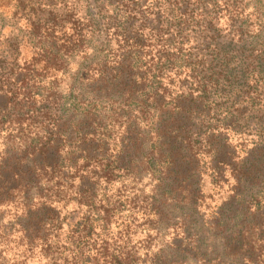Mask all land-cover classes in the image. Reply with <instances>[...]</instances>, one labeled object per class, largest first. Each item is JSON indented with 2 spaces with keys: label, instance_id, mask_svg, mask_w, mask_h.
I'll return each mask as SVG.
<instances>
[{
  "label": "trees",
  "instance_id": "1",
  "mask_svg": "<svg viewBox=\"0 0 264 264\" xmlns=\"http://www.w3.org/2000/svg\"><path fill=\"white\" fill-rule=\"evenodd\" d=\"M239 2L150 0L141 9L147 1L110 0L115 16L111 28L102 29L107 5L93 0L97 6L89 15L98 29L60 38L66 56L79 50L84 56L86 44L96 43L92 55L83 57L92 74L80 81L78 72L66 94L43 82L35 65L14 63L19 52L10 41L0 43V137H11L7 131L13 127L21 140L2 163H14L3 176L9 184L5 196L16 191L28 206L27 193L48 171L78 183L69 199L76 209L62 218L47 201L40 203L50 233L42 247L49 264H181L187 256L201 263L264 264V88L257 91L264 83V60L247 62L219 32L222 12L228 29H242L228 15ZM53 33L49 30L47 39H54ZM191 38L195 44L184 48ZM36 57L44 71L64 70L41 49ZM253 73L257 84L250 80ZM117 89L123 95L113 97L110 92ZM139 154L164 201L175 208V192L185 191L191 215L203 199V177L215 187L228 181L226 173L233 178L226 203L206 215L204 238L172 245L180 259L136 257L125 247V223L116 234L105 232L115 217L127 221L123 214L129 210L125 195L108 196L103 189L97 198V192L132 180ZM159 215L149 211L150 217Z\"/></svg>",
  "mask_w": 264,
  "mask_h": 264
},
{
  "label": "rangeland",
  "instance_id": "2",
  "mask_svg": "<svg viewBox=\"0 0 264 264\" xmlns=\"http://www.w3.org/2000/svg\"><path fill=\"white\" fill-rule=\"evenodd\" d=\"M143 1H147V3H145V6L141 5V9H145L146 4L150 3V0H140V4ZM239 1L238 6H236L237 10L234 9L235 11L233 12L229 9L228 15H233L234 25H241L242 29H228L229 26L225 25L228 23L226 22L227 14L222 12L224 28L219 29V32L223 37L232 40V45L235 48L236 46L238 47L237 49L247 62H252L255 59L263 61L264 0ZM92 2L93 0H0V43L10 41L19 52L14 63L18 65L24 63L35 65L36 73H38L43 82L54 83L60 92L66 94L72 81L71 78H75L78 72L80 73V81L92 74V67L88 61L87 63L86 61L83 62L85 60L83 57L92 55V49H94L96 43L93 44L90 41L86 44L88 50H84L86 53L84 56L80 53V50L71 52V56H66L59 49L63 44L60 39L61 35L63 33L71 35L78 29H98L91 22L92 17L89 15L92 14L90 13L91 10L98 4L101 7L107 5L104 7V12H102L105 24L102 29H110L112 25L109 23L114 19L112 18L114 14H112L109 5L110 0H100V3L95 6ZM167 19L169 18L167 17ZM35 29H40L36 35L32 34ZM52 29L54 31V39L53 37L47 39L46 35ZM193 30L196 29H188V32ZM194 44V39L191 38L185 43L184 48L188 49ZM51 46L52 49L50 50ZM40 49L41 52H46L47 55L54 57L55 63L63 64L64 70H42L43 64H38L34 61ZM81 65L88 68L82 70ZM250 78L251 82L256 79L257 84L256 73L251 74ZM259 86L261 88L257 91H263L264 83L260 82ZM110 94L113 97H117L123 95V92L117 89L111 91ZM3 102L4 98L0 96V104ZM261 104L263 105V102ZM12 128L9 127L7 131V134L10 133L11 137H0V176L2 177V183L4 182L3 176L7 173L6 169H9L14 164L11 163L8 166H4L2 163L6 159L13 157L11 155L14 150L11 149L16 148L17 143L21 141L19 138H15V136H18L16 134L17 131L12 130ZM2 135H4V132ZM237 143H239L238 140ZM233 144H236V142ZM10 152L12 153L10 154ZM140 159L141 156L139 154L136 160V168L133 170V175H131L132 180H124V188L116 189V186L113 188L101 187L97 192V198L103 193V189H105L108 196L125 195L123 204L125 209L129 210L123 214V216H127V221L124 222L115 217L108 227H104L106 228L105 232L116 234L122 228L121 225L124 226L123 223H125L129 225L128 245L125 247L127 251L135 254L136 257L147 261L154 255L162 254L168 258L177 257V259H180L174 254L172 245L179 243V241L184 242V239L194 241L198 237L204 238L201 230H203L202 224L209 220L206 215L211 210H214L215 207H220L226 203L230 195V184L233 183V178L226 173L225 179L228 178V181H222L215 187L211 184L209 177H203L202 182L199 184L203 199L198 207L194 206L195 213L191 215L192 211L188 208L187 193L182 190L175 192L173 196L175 202H177L175 208V203L164 201L166 197L162 196L163 190L144 172ZM28 163L32 164L31 162ZM28 166L30 165L28 164ZM43 176L46 178H43L42 182L27 193L26 197L29 198L27 199L29 203L26 207L22 206L26 203L23 200L24 197L17 196L16 191L5 196L9 184L4 182L3 186L0 187V194L4 192L3 196H0V264H49V260L43 254L42 247L46 239L50 237V233L47 231L45 224V207L40 205V203L47 201L48 205L55 207L61 218L66 211L71 212L76 209L75 205L69 202V199L76 191L77 181H72L63 174L50 173L49 171ZM48 179L49 181L47 182L46 180ZM178 195L179 197H177ZM130 201L131 205H129ZM64 204H66V207ZM151 209H155L157 213H160L159 217H150L149 211ZM27 211H30L31 214L26 213ZM38 211L41 213L37 214ZM33 212L35 214H32ZM36 217H42V219L34 222ZM65 230L66 226L64 225L61 232L63 233ZM218 247V244L215 245L213 243L212 250L218 251ZM207 252L209 253H206L203 249L202 253H206V255H211L212 253L211 251ZM180 263L216 264L213 261L206 263L202 261L201 263L189 256L182 257Z\"/></svg>",
  "mask_w": 264,
  "mask_h": 264
}]
</instances>
